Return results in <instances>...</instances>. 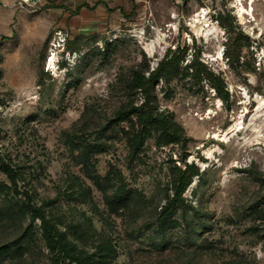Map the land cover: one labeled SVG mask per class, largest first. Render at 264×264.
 <instances>
[{"label":"rangeland","instance_id":"1","mask_svg":"<svg viewBox=\"0 0 264 264\" xmlns=\"http://www.w3.org/2000/svg\"><path fill=\"white\" fill-rule=\"evenodd\" d=\"M260 100L264 0H0V264H264Z\"/></svg>","mask_w":264,"mask_h":264},{"label":"trees","instance_id":"2","mask_svg":"<svg viewBox=\"0 0 264 264\" xmlns=\"http://www.w3.org/2000/svg\"><path fill=\"white\" fill-rule=\"evenodd\" d=\"M170 62L172 61H169V60L161 61L158 67L155 70H153L151 76L154 77V76H158L159 74L165 76L167 72L169 71V69L171 68V66L168 65L170 64ZM150 79L151 77L146 79V81H149ZM140 84L145 86V83L141 82ZM140 120L144 124H146L149 120H151L154 124H157L158 126H160V133H159V139H158L159 144L180 140L179 132L176 129H172V126L170 125V122L167 121L165 115L153 114L151 111H146L140 115ZM144 138L145 137L141 133L135 136L134 142L136 143L137 147L143 144ZM194 173L195 172L193 171L192 174ZM182 182H183V178L179 181V184H182ZM183 187H184V184H182V188L181 186L179 187V185H177L175 196L170 197L168 199L167 204L164 206V209L162 211V213H164V216H163L164 221L166 220L168 215L173 213L176 206H178V204H181L183 202L184 198L181 196ZM37 214L39 213L37 212ZM43 227L46 232V238L54 243L60 244V246L64 248V249L62 248L60 249L61 251L65 253L64 256L67 255L70 259H72V261L79 260L80 258L79 256L71 255V250L70 248H68L66 245L63 244L61 235L57 234V232L54 231V227L44 217H43Z\"/></svg>","mask_w":264,"mask_h":264},{"label":"bare ground","instance_id":"3","mask_svg":"<svg viewBox=\"0 0 264 264\" xmlns=\"http://www.w3.org/2000/svg\"><path fill=\"white\" fill-rule=\"evenodd\" d=\"M159 39H160V36L158 35L155 39H152L150 41L147 42L146 44V47L152 52L155 50L158 42H159ZM258 110L257 112H255L254 116L252 117V120H251V123H250V126H251V129L255 131V136L254 138H249V137H246L244 136V141H247V143L251 144V142H258L259 143V139L263 138L264 137V133H262V125L261 123H257L256 122V118L260 115H262V112H263V109H262V106H263V103L260 101H258ZM239 123V122H238ZM243 125L240 124V127H242ZM238 127H231L227 133L229 132H232V131H235ZM253 145V144H252Z\"/></svg>","mask_w":264,"mask_h":264}]
</instances>
